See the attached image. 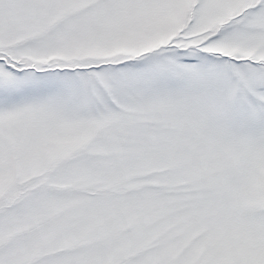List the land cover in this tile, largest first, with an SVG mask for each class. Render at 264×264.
I'll list each match as a JSON object with an SVG mask.
<instances>
[{
    "label": "snow or ice",
    "instance_id": "1",
    "mask_svg": "<svg viewBox=\"0 0 264 264\" xmlns=\"http://www.w3.org/2000/svg\"><path fill=\"white\" fill-rule=\"evenodd\" d=\"M0 264H264V0H0Z\"/></svg>",
    "mask_w": 264,
    "mask_h": 264
}]
</instances>
